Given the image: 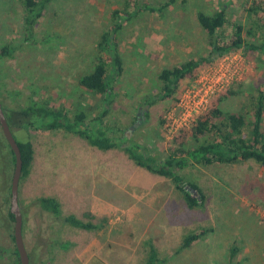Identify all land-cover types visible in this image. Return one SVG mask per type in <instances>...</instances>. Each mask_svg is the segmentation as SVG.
Returning a JSON list of instances; mask_svg holds the SVG:
<instances>
[{
    "label": "rangeland",
    "instance_id": "1",
    "mask_svg": "<svg viewBox=\"0 0 264 264\" xmlns=\"http://www.w3.org/2000/svg\"><path fill=\"white\" fill-rule=\"evenodd\" d=\"M165 3L161 12L143 8ZM125 5L134 16L122 23L118 35L123 74L103 123L113 136L122 131L164 158L179 146L177 134L225 91L234 94L221 109L252 120L253 104L264 93L261 51L226 55L185 78L171 98L147 102L158 92L164 68L208 52L198 12L212 15L224 9L221 39L228 40L240 25L245 41L259 44L264 0H51L31 40H25L19 1L0 0V49L13 48L10 56H0V102L22 104L30 97L63 107L70 116L82 111L88 126L97 128L93 119L106 101L81 88L78 80L93 68L100 36L113 24L111 13ZM29 139L33 160L28 176L19 181L18 201L30 264H143L148 242L160 264H264V168L253 161L182 170L205 196L202 207L189 209L171 180L138 167L120 148L100 151L61 130L30 131ZM200 142L187 139L183 146ZM4 158L0 149V264H15L18 254L4 222L10 208ZM41 197L59 201L61 218L74 215L100 228L85 231L62 223L39 207ZM202 229L210 232L179 250L187 234Z\"/></svg>",
    "mask_w": 264,
    "mask_h": 264
},
{
    "label": "trees",
    "instance_id": "2",
    "mask_svg": "<svg viewBox=\"0 0 264 264\" xmlns=\"http://www.w3.org/2000/svg\"><path fill=\"white\" fill-rule=\"evenodd\" d=\"M18 1L22 9L25 40H31L34 28L39 23L51 0ZM167 6L168 3L158 9L145 6L143 8L150 12H161ZM133 16L134 13L128 12L126 5L122 9L114 10L111 13L113 24L109 30L100 36V41L96 46L97 56L93 68L78 80L81 88L104 96L106 101V104L102 107V112L93 119L97 123V128L92 129L88 126L86 114L82 111L70 116L63 107H49L30 97L22 104L16 102L15 104L5 105L0 102L8 126L20 149L22 159L20 180L28 176L33 160V146L29 139V132L61 130L84 139L90 146L100 151H108L114 148L122 149L138 167L171 180L175 189L181 193L184 203L189 209L202 207L205 196L197 184L185 180L180 174L185 168L192 165H231L244 161H253L264 168V93L260 92L253 104V114L250 122L242 113L225 112L221 109V103L226 97L233 95V92L225 91L214 95L207 109L190 123V127L181 130L177 134L174 142L178 143L179 146L170 148L169 153L164 158H158L150 153L146 146L127 139V135L122 131L118 136H113V129L103 125V123L109 112L108 105L111 103L114 85L123 74V62L118 50V35L122 29V23L130 20ZM196 19L207 35L208 52L189 59L178 66L164 68L159 74L158 92L149 99L147 104L151 105L154 102L171 98L185 78H192L200 68L212 65L226 55L238 53L242 50L264 52V39L259 44L247 43L243 37V28L240 25L234 26V32L228 40L221 39L219 33L226 23L224 9H220L212 15L198 12ZM251 33L248 31V34L251 35ZM12 51L13 48L6 45L0 49V56H10ZM107 58L109 59L108 62ZM13 133L16 134V137ZM124 138L125 140H123ZM187 139L196 142L201 140V142L195 147L185 148L183 144ZM4 141L6 142L4 138H0V149L8 168L5 188L10 192V180L14 170L15 156L9 145L6 146ZM36 202L43 211L51 213L56 218H61L60 203L55 197H41ZM4 222L7 225L6 230L14 241L12 234L14 216L9 211L6 218H4ZM61 222L85 231L100 228L99 225L82 221L74 215L62 217ZM208 232L210 231L202 229L187 234L183 238L179 250L191 247L195 242L204 238ZM49 247L54 248V245H49ZM147 247L148 253L143 264H160L161 260L154 245L148 242ZM47 260L52 261L51 257ZM15 264H20L19 258Z\"/></svg>",
    "mask_w": 264,
    "mask_h": 264
},
{
    "label": "water",
    "instance_id": "3",
    "mask_svg": "<svg viewBox=\"0 0 264 264\" xmlns=\"http://www.w3.org/2000/svg\"><path fill=\"white\" fill-rule=\"evenodd\" d=\"M0 127L4 139L9 145L15 156V164L14 170L10 182V208L9 212L14 216V225H13V238L15 248L17 250L19 263L20 264H29V256L26 251L23 235H22V213L19 207L18 201V189H19V181L22 174V159L20 149L14 139L12 132L8 126L7 120L4 116L2 106L0 104Z\"/></svg>",
    "mask_w": 264,
    "mask_h": 264
}]
</instances>
